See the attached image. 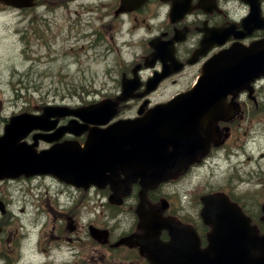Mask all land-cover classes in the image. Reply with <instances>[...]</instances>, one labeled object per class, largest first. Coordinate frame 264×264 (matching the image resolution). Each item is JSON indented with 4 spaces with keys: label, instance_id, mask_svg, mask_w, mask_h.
<instances>
[{
    "label": "flooded vegetation",
    "instance_id": "af4514ba",
    "mask_svg": "<svg viewBox=\"0 0 264 264\" xmlns=\"http://www.w3.org/2000/svg\"><path fill=\"white\" fill-rule=\"evenodd\" d=\"M251 1L260 6L264 19V0H136L139 5L134 9H122L123 0H15L18 3L0 0V19L14 15L28 21L27 28L31 26L34 30L40 19L65 12L68 19H79L82 14L107 21L108 24H102L100 31L96 32L98 34H103L105 26L113 30L119 22L131 23L132 32L142 31L144 40L141 44L147 48L142 52L141 59L134 62V67H130L129 63L122 71L128 79H137L138 87L134 89L132 99L117 105L118 113L113 119L116 121L136 118L140 112L147 113L161 102H155L153 95L164 84L174 90L162 101L170 100L180 91L192 87L203 64L221 49L216 46L211 52V29L230 28L240 35L245 32L243 37L232 34L225 47L235 42L248 46L264 39V20L251 31H246L242 25L243 19L252 12ZM174 4H179V7L173 15ZM22 28L19 31L24 38L27 33ZM206 39L210 44L207 53L199 55L195 64H191ZM159 47L162 49L161 56L158 55ZM176 64L182 65V72L169 76L171 78L159 83L161 85L156 90L148 92V81L156 72L173 70ZM259 82H264V76L255 78L248 87L241 89L242 92L233 101V105H241V110L233 119L217 122L219 139L201 147L199 159L188 164L185 174L175 173L170 181L149 193L146 191L153 219L164 223L161 227L154 224L142 226L139 206L144 188L143 177L134 179L133 169L125 165L117 164L105 173L102 181L86 185L63 182L52 174L6 178L0 173V264H153L141 246L130 239L133 235L148 233L157 234L166 246L171 243L173 235L179 233L188 237L197 233L201 247L207 246V236L212 227L202 219L203 201L198 191H190L187 195L180 189L174 191L171 185L179 184L187 175L189 177L197 164L211 165V161L220 159L222 154L229 159L239 155L236 147L239 146L240 135L264 110ZM248 93L250 96L255 94L256 99L250 98ZM120 94L105 95L99 100L107 97L118 99ZM192 95L211 99V94ZM232 98L233 94H229L227 103ZM112 99L109 102L114 104ZM70 104L71 107H78ZM34 106L39 108V103ZM198 106L196 110L200 111L202 106ZM15 113V109L7 112L0 123H7ZM73 118H61L57 127L68 124ZM80 122L81 119L77 120V123ZM87 128L78 135L67 132L58 140L78 139L85 144L91 132ZM39 134V131L28 133L25 138L27 145L34 144ZM38 139V147H35L38 150L51 147L56 142ZM220 144L223 145L216 147ZM167 148L171 149L172 145ZM24 191L32 193V199L38 196H35V191L43 192L35 210L29 211L23 205L30 198L14 195ZM219 192L222 190H211L205 194Z\"/></svg>",
    "mask_w": 264,
    "mask_h": 264
},
{
    "label": "rangeland",
    "instance_id": "374dc122",
    "mask_svg": "<svg viewBox=\"0 0 264 264\" xmlns=\"http://www.w3.org/2000/svg\"><path fill=\"white\" fill-rule=\"evenodd\" d=\"M45 22L39 26L42 37L37 31H30L22 38L18 30L25 27L27 21L10 14L0 20V117L17 104L13 100L17 94L14 82L19 93L31 90L54 101L72 103L83 101L78 96L71 97L72 92L81 93L88 101L99 100L107 92H117L121 69L127 68L129 63L134 67V62L141 59L147 48L141 44L143 32H132L129 22L124 25L119 22L113 30L105 26L102 38L87 36V32L99 30L102 24H108L107 21L82 14L79 19H68L65 12H59L50 15ZM31 53L37 56V60L28 59ZM82 86L90 93H85ZM173 90L165 84L156 100H162ZM39 93H35L32 99L35 100ZM261 100L264 106V90ZM2 129L0 124V133ZM240 137L239 155L229 159L222 154L220 159L211 161V165L201 166L180 186L184 194L198 191L200 196L211 190H220L228 185L230 177L238 194L245 198L250 195V202H245L250 213L258 214V204L255 205L252 199L264 201V194L258 189H264L261 186L264 182V110L248 124ZM35 194L38 195L35 199L27 191L14 195L30 198L23 205L32 211L39 205L38 198L42 197L41 191H35Z\"/></svg>",
    "mask_w": 264,
    "mask_h": 264
},
{
    "label": "water",
    "instance_id": "95a60500",
    "mask_svg": "<svg viewBox=\"0 0 264 264\" xmlns=\"http://www.w3.org/2000/svg\"><path fill=\"white\" fill-rule=\"evenodd\" d=\"M235 52L239 54L236 55ZM210 63L211 65L205 67L198 85L191 92L204 95L211 93V100L207 99L206 101H211V105H214L215 95L213 94L221 93L229 86L238 84L243 77L256 74L261 70L264 71V44L262 47L255 45L251 49L233 47L215 56ZM203 99L196 96L193 99L187 95L182 96L176 104L169 103L162 109L157 107V110L161 109L160 112L149 116L148 122L154 120V116L157 115V118L160 119L158 126L161 127V130H164L166 125L175 126L181 122L185 123L198 111L196 109L199 107L198 105H201ZM206 108L209 107L206 106ZM65 110L64 108L46 107L42 115L24 113L12 117L6 125L4 135L0 136V169L7 170L8 167L17 169L22 166L24 170L29 172H51L62 179L77 184H85L91 175L98 171L99 160L102 157L101 145L92 147L83 159L84 150L80 149L76 143L56 144L50 149L41 151L39 155H33L30 149L17 143V140L26 135L32 128H51L49 118L54 115H63L62 112ZM72 112L81 116L79 111ZM97 113L98 110L94 109L93 114L96 116ZM91 121L99 122L100 120L96 118ZM148 122L145 119L138 121L122 119L107 128L105 132H97L96 136L101 141H107V134L120 133V137L113 136L110 138L112 143L114 141L127 142V147L132 148L131 146L138 142L150 141L145 137L150 131ZM159 154L161 152L156 153V156ZM156 156L151 161L149 172H145V185L148 186L152 179H160L169 173L170 169L175 168L174 165L160 161H157L156 167L153 168ZM3 161L7 162L3 163ZM211 198L213 203L208 220L215 224V228L211 233V244L207 249L198 250L194 244L191 245L193 252L197 254L196 264H255L258 260L264 259V255L253 256L255 253L264 254V235L254 231L248 217L236 204L231 203L227 196L222 194L211 196ZM139 212L144 227L156 222L149 215L150 206L145 200L142 201ZM221 231H224L223 235H220ZM136 240L142 249L148 252L154 264H169L162 255V251L165 250L164 245L156 242L155 247L150 246L153 241V234L137 236ZM144 240L148 241L147 245H145ZM216 253H224V257L215 258L212 254ZM179 263L180 260H176L175 254L173 264ZM181 263L184 264L183 261Z\"/></svg>",
    "mask_w": 264,
    "mask_h": 264
},
{
    "label": "bare ground",
    "instance_id": "6f19581e",
    "mask_svg": "<svg viewBox=\"0 0 264 264\" xmlns=\"http://www.w3.org/2000/svg\"><path fill=\"white\" fill-rule=\"evenodd\" d=\"M34 53V52H33ZM33 53H31L30 55H29V57H28V59H36L37 60V56H33ZM186 179H188V175L185 177V180ZM183 183H179V184H173V185H171V187L174 189V191L176 190V189H180V186L182 185ZM181 190V189H180ZM183 191V190H182ZM153 226V225H152ZM151 226V227H152ZM150 227V226H149Z\"/></svg>",
    "mask_w": 264,
    "mask_h": 264
},
{
    "label": "trees",
    "instance_id": "16d2710c",
    "mask_svg": "<svg viewBox=\"0 0 264 264\" xmlns=\"http://www.w3.org/2000/svg\"><path fill=\"white\" fill-rule=\"evenodd\" d=\"M82 87H83L84 91L89 92V89L85 88L84 86H82Z\"/></svg>",
    "mask_w": 264,
    "mask_h": 264
}]
</instances>
